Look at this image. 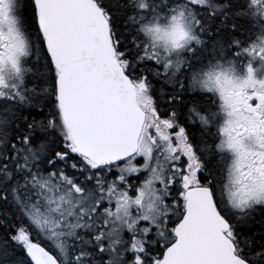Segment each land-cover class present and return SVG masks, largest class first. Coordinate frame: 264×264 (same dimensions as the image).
<instances>
[{"label":"snow or ice","instance_id":"snow-or-ice-1","mask_svg":"<svg viewBox=\"0 0 264 264\" xmlns=\"http://www.w3.org/2000/svg\"><path fill=\"white\" fill-rule=\"evenodd\" d=\"M0 264H264V0H0Z\"/></svg>","mask_w":264,"mask_h":264}]
</instances>
